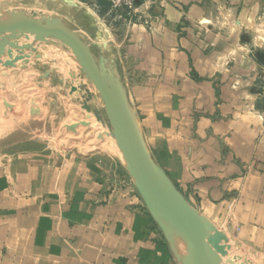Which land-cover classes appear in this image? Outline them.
Instances as JSON below:
<instances>
[{
	"label": "crops",
	"instance_id": "0c3cea01",
	"mask_svg": "<svg viewBox=\"0 0 264 264\" xmlns=\"http://www.w3.org/2000/svg\"><path fill=\"white\" fill-rule=\"evenodd\" d=\"M9 3L61 20L120 82L156 163L226 235L220 264L264 259V0H139L118 31L83 4ZM27 170L0 201V264H183L132 183L110 194L78 172L33 193Z\"/></svg>",
	"mask_w": 264,
	"mask_h": 264
},
{
	"label": "rangeland",
	"instance_id": "374dc122",
	"mask_svg": "<svg viewBox=\"0 0 264 264\" xmlns=\"http://www.w3.org/2000/svg\"><path fill=\"white\" fill-rule=\"evenodd\" d=\"M62 1L97 10L117 31L125 21L142 18L139 12L114 9L111 0ZM8 5L13 4L0 0V21H8L12 13L21 11ZM35 16L45 20L54 17ZM12 42V46L0 47V201L13 193L15 178L24 169L30 177L27 190L33 193L58 179L69 185L70 177L78 172L82 178L89 173L106 193L126 189L129 183L137 190L102 98L71 48L56 39L41 40L32 35ZM16 57L21 59L15 61ZM5 63L10 64L6 67ZM123 77L132 83L141 79L132 71ZM133 112L138 118L135 109ZM152 157L160 162L158 154ZM247 264H264V259Z\"/></svg>",
	"mask_w": 264,
	"mask_h": 264
},
{
	"label": "water",
	"instance_id": "95a60500",
	"mask_svg": "<svg viewBox=\"0 0 264 264\" xmlns=\"http://www.w3.org/2000/svg\"><path fill=\"white\" fill-rule=\"evenodd\" d=\"M26 35L41 40L56 39L73 51L78 65L92 81L105 105L109 126L122 152L126 169L149 213L169 243L183 239L187 254L183 264H220L226 235L186 200L174 182L152 157L120 82L98 61L79 34L59 19H37L24 12L0 21V47ZM2 56L0 55V58ZM21 57H16L15 61ZM10 63H5L6 67ZM89 110V108H88Z\"/></svg>",
	"mask_w": 264,
	"mask_h": 264
},
{
	"label": "built area",
	"instance_id": "2783aa9c",
	"mask_svg": "<svg viewBox=\"0 0 264 264\" xmlns=\"http://www.w3.org/2000/svg\"><path fill=\"white\" fill-rule=\"evenodd\" d=\"M111 2H112V7L116 10H124L127 11L129 14L138 13L137 3L139 2V0H111ZM257 79L262 84L259 91V96L264 102V71L262 73L257 74ZM262 113L264 116V103H263Z\"/></svg>",
	"mask_w": 264,
	"mask_h": 264
},
{
	"label": "bare ground",
	"instance_id": "6f19581e",
	"mask_svg": "<svg viewBox=\"0 0 264 264\" xmlns=\"http://www.w3.org/2000/svg\"><path fill=\"white\" fill-rule=\"evenodd\" d=\"M122 153V152H121ZM123 155V154H122ZM123 158H124V156H123ZM124 160H125V158H124ZM126 162V161H125ZM187 254V253H186Z\"/></svg>",
	"mask_w": 264,
	"mask_h": 264
}]
</instances>
